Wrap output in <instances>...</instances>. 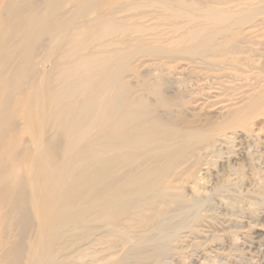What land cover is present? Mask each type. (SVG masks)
I'll return each mask as SVG.
<instances>
[{
  "label": "bare ground",
  "instance_id": "1",
  "mask_svg": "<svg viewBox=\"0 0 264 264\" xmlns=\"http://www.w3.org/2000/svg\"><path fill=\"white\" fill-rule=\"evenodd\" d=\"M1 4L0 264L223 255L200 186L225 187L264 139V0ZM252 221L240 234L261 246Z\"/></svg>",
  "mask_w": 264,
  "mask_h": 264
},
{
  "label": "rangeland",
  "instance_id": "2",
  "mask_svg": "<svg viewBox=\"0 0 264 264\" xmlns=\"http://www.w3.org/2000/svg\"><path fill=\"white\" fill-rule=\"evenodd\" d=\"M3 1L4 0H0V6L2 5L1 3H3ZM252 129L254 132H256V130H258V129H260V131L264 132V117L258 118L256 120V123L254 122ZM259 136H261V139H262L264 134L259 135ZM252 137H254V136H251L250 142H247L249 144L248 149H249V153H250L249 154L250 158L248 160H246V167L240 169L238 173H236V172H235V174L229 173V178L233 179V180L231 179V182L229 183L230 185L227 184L225 187H221L222 189L219 188L220 190L217 189V190L213 191L212 190L211 176L208 175L209 173H206L208 176L206 174L202 175V177L204 176V178H203V185L200 186L201 197L202 196H203L202 198H204L206 196H208V197L204 198V200L206 199V202L201 207V211H202V213H205L207 216H210L209 219L212 222L213 228L216 232H220V231L226 232L227 231L228 234H230L231 237L226 239L224 241V244L222 245L223 249H226L225 250L226 252L223 255L218 256L217 253L214 251H209V252L204 253L203 251L200 250L203 254L199 251V253H196V255H195V252H190L189 246H186L185 250L186 249L187 250L186 251L184 250L185 252L182 251L183 256L180 258H177V260H175V262H178V261L180 262L183 260L186 261L188 259V254H190V253L192 254V257L194 255L197 257L196 258L194 256L195 260L200 261V259H201V261L204 262V264H209V263L210 264H257V263L261 264L264 261V243L261 246H255L253 244V239L251 236L245 235V234L242 236L240 234V232L244 231V229L248 230L247 224L249 222H251L252 220L254 221V222L252 221L253 222L252 224H254V226L260 227L261 223L262 224L264 223V206H262V205L259 207L253 206L254 210L257 213L259 212L258 214H256V212H255L254 216H251V217H249V215L248 216L245 215L246 214L245 212H247V208L249 207V203L252 202L253 200L251 198H247L244 194H242V193H245V191H243V190H246V189H249L250 187H252L251 184H253V188H256V192H258L259 190H260V192H264V142H263L264 139H263V141L260 140L257 142V141H252L253 140ZM259 156H260V158H259ZM217 169L220 172H222L220 167H218ZM248 172H251V174H252L251 177L248 176ZM242 174H243V176H242ZM205 176H207V177H205ZM205 178H207V179H205ZM234 182H235V184H234ZM258 183L261 185H259ZM256 186H260V187H256ZM223 188L226 190V192ZM209 192H210V194H208ZM236 194H237V196H236ZM225 204H227V205H225ZM203 208L205 210H203ZM248 217H249V219H248ZM257 217H258V219H257ZM236 221H238V222H236ZM239 222H241V223H239ZM235 224H236V226H235ZM233 229L235 230L234 233H233V231H231ZM262 229L264 230V228H262ZM263 230L260 231L259 233H261V232L264 233ZM247 233H249V232H247ZM232 234H234V235L232 236ZM262 236H264V234H262ZM239 238H240V240H239ZM198 240H200V239H198ZM201 247H203V246H201ZM201 247H200V249H201Z\"/></svg>",
  "mask_w": 264,
  "mask_h": 264
}]
</instances>
